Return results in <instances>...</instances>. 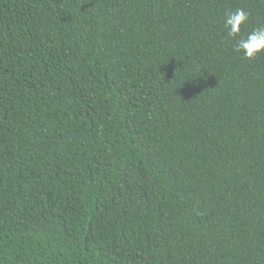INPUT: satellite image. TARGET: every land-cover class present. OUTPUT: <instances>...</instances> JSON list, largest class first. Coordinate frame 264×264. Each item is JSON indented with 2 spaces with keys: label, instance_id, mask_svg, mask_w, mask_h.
Listing matches in <instances>:
<instances>
[{
  "label": "trees",
  "instance_id": "1",
  "mask_svg": "<svg viewBox=\"0 0 264 264\" xmlns=\"http://www.w3.org/2000/svg\"><path fill=\"white\" fill-rule=\"evenodd\" d=\"M0 264H264V0H0Z\"/></svg>",
  "mask_w": 264,
  "mask_h": 264
}]
</instances>
